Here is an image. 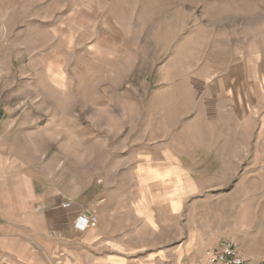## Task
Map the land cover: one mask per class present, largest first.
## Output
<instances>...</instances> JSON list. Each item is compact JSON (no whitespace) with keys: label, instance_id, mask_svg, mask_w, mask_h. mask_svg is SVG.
<instances>
[{"label":"rangeland","instance_id":"374dc122","mask_svg":"<svg viewBox=\"0 0 264 264\" xmlns=\"http://www.w3.org/2000/svg\"><path fill=\"white\" fill-rule=\"evenodd\" d=\"M0 144L33 184L0 264L264 261V0H0Z\"/></svg>","mask_w":264,"mask_h":264},{"label":"crops","instance_id":"0c3cea01","mask_svg":"<svg viewBox=\"0 0 264 264\" xmlns=\"http://www.w3.org/2000/svg\"><path fill=\"white\" fill-rule=\"evenodd\" d=\"M11 159L9 148L4 144H0V255L9 250L7 247H11L13 251L16 250L13 244L17 239L15 236L11 237L15 219L20 222L19 231L25 229V227H31L30 224L26 226L25 223H21L20 219H31L32 213H29L31 212L29 200L31 201L33 184L30 175L24 173L20 167L17 168ZM16 195L25 196L27 200H23L22 197L21 201H17ZM26 213H29L27 217L23 215ZM41 221L43 230H46L48 225L46 217H42ZM10 238H12L11 245H9Z\"/></svg>","mask_w":264,"mask_h":264},{"label":"built area","instance_id":"2783aa9c","mask_svg":"<svg viewBox=\"0 0 264 264\" xmlns=\"http://www.w3.org/2000/svg\"><path fill=\"white\" fill-rule=\"evenodd\" d=\"M69 206V203L62 204L63 208H68ZM96 222L97 219L93 214L82 213L76 219L75 228L78 231H84L95 227ZM193 264H264V261L250 262L232 243L222 242L214 248L204 250L201 257Z\"/></svg>","mask_w":264,"mask_h":264}]
</instances>
